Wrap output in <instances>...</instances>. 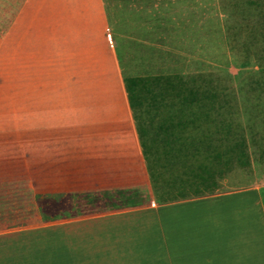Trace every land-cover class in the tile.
I'll return each instance as SVG.
<instances>
[{"label":"crops","instance_id":"crops-1","mask_svg":"<svg viewBox=\"0 0 264 264\" xmlns=\"http://www.w3.org/2000/svg\"><path fill=\"white\" fill-rule=\"evenodd\" d=\"M0 13L1 25L20 42L46 44L41 51L58 34L59 49L85 59L88 75L97 73L88 77V88L102 90L99 103L109 112L56 116L47 121L50 130L0 134V264L255 260L264 243L253 206L261 205L259 195L156 196L105 0H0Z\"/></svg>","mask_w":264,"mask_h":264},{"label":"rangeland","instance_id":"rangeland-1","mask_svg":"<svg viewBox=\"0 0 264 264\" xmlns=\"http://www.w3.org/2000/svg\"><path fill=\"white\" fill-rule=\"evenodd\" d=\"M105 2L121 75L211 74L232 95L233 117L245 132L249 164L234 167L219 180L215 193L239 190L253 200L259 195L264 207V93L251 88L264 71V0ZM2 23L0 19V134L50 130L47 121L56 116L74 120L109 113L99 103L102 90L88 88V77L97 73L88 75L85 59L60 50L58 34L50 49L41 51L46 44L20 42ZM37 33L41 35L42 27ZM170 174L174 176V168L164 179ZM162 182L158 192L164 189ZM257 205L253 203L264 241V217ZM256 249L255 260L242 264H264V243Z\"/></svg>","mask_w":264,"mask_h":264},{"label":"trees","instance_id":"trees-1","mask_svg":"<svg viewBox=\"0 0 264 264\" xmlns=\"http://www.w3.org/2000/svg\"><path fill=\"white\" fill-rule=\"evenodd\" d=\"M261 75L251 85L259 94L264 93V71ZM123 83L160 201L213 194L234 167L249 164L245 132L233 117L232 95L211 74L123 76ZM173 168L174 176L165 180V172ZM161 182L164 189L158 192Z\"/></svg>","mask_w":264,"mask_h":264}]
</instances>
